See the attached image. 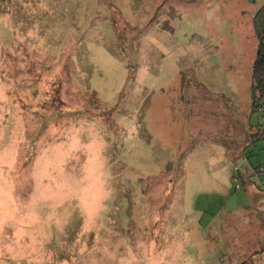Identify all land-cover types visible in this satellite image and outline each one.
I'll list each match as a JSON object with an SVG mask.
<instances>
[{"label":"rangeland","instance_id":"obj_1","mask_svg":"<svg viewBox=\"0 0 264 264\" xmlns=\"http://www.w3.org/2000/svg\"><path fill=\"white\" fill-rule=\"evenodd\" d=\"M263 4L0 0V264H249Z\"/></svg>","mask_w":264,"mask_h":264},{"label":"trees","instance_id":"obj_2","mask_svg":"<svg viewBox=\"0 0 264 264\" xmlns=\"http://www.w3.org/2000/svg\"><path fill=\"white\" fill-rule=\"evenodd\" d=\"M252 21L256 38V50L251 66L250 104L251 111L260 112L264 118V4L257 7ZM248 127L250 129L246 130V139L249 141L248 144H252L255 147L256 143L260 140H264V124L261 125L260 122H257L254 125L248 124ZM262 148H264V146H262ZM250 166H252V169L254 170V178L257 179H250L251 182L261 192H264V179L259 176V174L264 171V155L261 160L257 161L256 164L249 162L246 172L248 174L247 176H251ZM234 170L235 173L233 172L232 176L235 178L232 179L233 182H235V185L238 184L239 186V175L241 177L242 174L238 172L237 166ZM258 254L264 256V247L260 250H254L252 252L251 258L248 260L249 264H254V261H257L258 264H264V259L258 256ZM246 261L247 259L243 262Z\"/></svg>","mask_w":264,"mask_h":264}]
</instances>
